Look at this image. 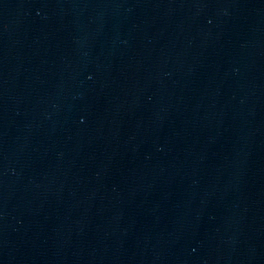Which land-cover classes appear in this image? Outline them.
Returning a JSON list of instances; mask_svg holds the SVG:
<instances>
[{"label":"water","instance_id":"water-1","mask_svg":"<svg viewBox=\"0 0 264 264\" xmlns=\"http://www.w3.org/2000/svg\"><path fill=\"white\" fill-rule=\"evenodd\" d=\"M0 264H264V0H0Z\"/></svg>","mask_w":264,"mask_h":264}]
</instances>
